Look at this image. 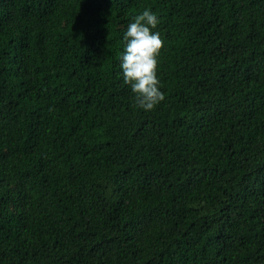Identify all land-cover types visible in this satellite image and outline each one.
<instances>
[{
	"label": "trees",
	"instance_id": "trees-1",
	"mask_svg": "<svg viewBox=\"0 0 264 264\" xmlns=\"http://www.w3.org/2000/svg\"><path fill=\"white\" fill-rule=\"evenodd\" d=\"M0 264H264V0H0Z\"/></svg>",
	"mask_w": 264,
	"mask_h": 264
},
{
	"label": "clouds",
	"instance_id": "clouds-1",
	"mask_svg": "<svg viewBox=\"0 0 264 264\" xmlns=\"http://www.w3.org/2000/svg\"><path fill=\"white\" fill-rule=\"evenodd\" d=\"M159 22L156 12L146 8L131 19L122 36L120 74L145 111L153 110L165 99L158 76L159 57L165 46L160 32L155 31Z\"/></svg>",
	"mask_w": 264,
	"mask_h": 264
}]
</instances>
